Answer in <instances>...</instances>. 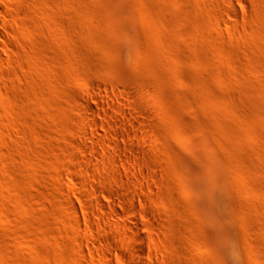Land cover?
Wrapping results in <instances>:
<instances>
[{"label":"rangeland","instance_id":"rangeland-1","mask_svg":"<svg viewBox=\"0 0 264 264\" xmlns=\"http://www.w3.org/2000/svg\"><path fill=\"white\" fill-rule=\"evenodd\" d=\"M0 264H264V0H0Z\"/></svg>","mask_w":264,"mask_h":264},{"label":"bare ground","instance_id":"bare-ground-1","mask_svg":"<svg viewBox=\"0 0 264 264\" xmlns=\"http://www.w3.org/2000/svg\"><path fill=\"white\" fill-rule=\"evenodd\" d=\"M196 1H197V0H196ZM163 3H164V1H163ZM163 5H164V4H163ZM160 6H161V5H160ZM162 9H163V8H162ZM166 9H167V8H166ZM166 9H165V10H166ZM141 60H142V59H141ZM147 61H148V60H147ZM141 63H142V61H141ZM147 63H148V62H147ZM147 63H146V64H147ZM138 65H139V64H138ZM138 65H137V66H138ZM142 65H143V64H142ZM144 66H145V65H144ZM147 66H148V65H147ZM139 67H140V66H139ZM137 68H138V67H137ZM142 68H143V67H141L140 69L142 70ZM144 68H145V67H144ZM146 68H147V67H146ZM146 68H145V70H146ZM145 70L143 69V72H142V73H144L143 75H146V74H147V71L150 73V71L148 70V68H147V71H146V72H145ZM139 71H140V70H139ZM145 73H146V74H145ZM149 73H148V74H149ZM151 73H152V72H151ZM143 75H142V76H143ZM149 75H151V74H149ZM144 77H145V78H149L148 75H147V76H144ZM144 77H143V79H145ZM154 79H155V78H154ZM154 79H153V80H154ZM145 80H146V79H145ZM150 80H151V79H150ZM153 80H151V81H153ZM153 82H154V81H153ZM77 84H78V86H79L80 88H85V87H86V84H85L82 80H80V79L77 81ZM141 87H142V86H141ZM143 88H144V86L142 87V92H143ZM150 90H151V89H150ZM150 90L148 89V93H149ZM144 92H145V91H144ZM148 93H147V94H148ZM143 94H144V93H143ZM133 223H134V224H133V228L131 229V232H132L134 235H136V236L139 238V240H141V242H142V241H143V240H142V237H141L140 235H138V231H137V230H138V229H137V228H138V224L136 223V221H133ZM129 244H131V243H129ZM129 244H128V245H129ZM138 263H140V262H138Z\"/></svg>","mask_w":264,"mask_h":264}]
</instances>
